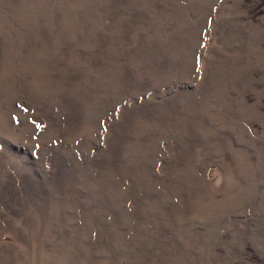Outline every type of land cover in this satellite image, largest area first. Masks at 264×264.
<instances>
[{"label":"rangeland","instance_id":"374dc122","mask_svg":"<svg viewBox=\"0 0 264 264\" xmlns=\"http://www.w3.org/2000/svg\"><path fill=\"white\" fill-rule=\"evenodd\" d=\"M0 264H264V0H0Z\"/></svg>","mask_w":264,"mask_h":264}]
</instances>
